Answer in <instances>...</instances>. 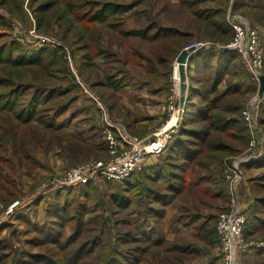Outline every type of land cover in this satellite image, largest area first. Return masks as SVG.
<instances>
[{"label": "rangeland", "instance_id": "374dc122", "mask_svg": "<svg viewBox=\"0 0 264 264\" xmlns=\"http://www.w3.org/2000/svg\"><path fill=\"white\" fill-rule=\"evenodd\" d=\"M233 16L258 35L259 78L229 47ZM263 76L264 0H0V264H228L232 208L255 228L229 264H264ZM107 122L166 146L128 181L66 184L124 155Z\"/></svg>", "mask_w": 264, "mask_h": 264}, {"label": "built area", "instance_id": "2783aa9c", "mask_svg": "<svg viewBox=\"0 0 264 264\" xmlns=\"http://www.w3.org/2000/svg\"><path fill=\"white\" fill-rule=\"evenodd\" d=\"M231 25L234 35L229 47L248 62L254 74L259 78L262 75L263 52L259 48L256 31L248 28L247 23L238 18V16L232 17ZM46 40V38L42 37L43 42ZM59 43H55V45L62 46ZM244 118L250 122L254 120L251 112L250 114L244 112ZM107 126L113 128V130L106 129L105 131V136L111 143V152L116 153L120 148L121 153L124 155H118L121 157L112 160L110 163L100 162L90 170H83L82 168L73 169L64 181L66 184L75 186L77 184L95 181L97 178L122 182L139 170L149 156L159 154L166 146V140H163L165 135L161 136V140L148 142L147 140L143 141L134 138L130 134L128 135L127 132L122 131L119 127L108 122ZM2 220L3 218L0 216V222ZM245 222V214L239 208H232L229 213H223L219 216L216 231L220 248L223 250V259L227 263L232 262L233 249L237 245H240V247L247 246V243H244Z\"/></svg>", "mask_w": 264, "mask_h": 264}, {"label": "trees", "instance_id": "16d2710c", "mask_svg": "<svg viewBox=\"0 0 264 264\" xmlns=\"http://www.w3.org/2000/svg\"><path fill=\"white\" fill-rule=\"evenodd\" d=\"M194 62H195V60L192 61V63H194ZM126 181H128V180H126ZM254 228H255L254 224L249 222V220L246 217V222L244 225L245 235L248 232L251 233L254 230ZM137 237H138L137 238L138 240H140L142 242L146 241V242H148V244H156L160 241H164L163 233L159 228H154V229L152 228V229H150V231H145L144 229L138 230ZM44 259H46V258H44Z\"/></svg>", "mask_w": 264, "mask_h": 264}, {"label": "water", "instance_id": "95a60500", "mask_svg": "<svg viewBox=\"0 0 264 264\" xmlns=\"http://www.w3.org/2000/svg\"><path fill=\"white\" fill-rule=\"evenodd\" d=\"M194 50V47H189L187 49H184L181 51V53L179 54L178 60L179 63H184L185 60L187 59L189 53H191ZM263 85H264V76L261 78ZM263 90H264V86H263Z\"/></svg>", "mask_w": 264, "mask_h": 264}, {"label": "bare ground", "instance_id": "6f19581e", "mask_svg": "<svg viewBox=\"0 0 264 264\" xmlns=\"http://www.w3.org/2000/svg\"><path fill=\"white\" fill-rule=\"evenodd\" d=\"M179 65H180V64H176V67H175V78H176L177 82L180 81V79H179V78H180V76H179V73H180L179 71H180V69H179V67H178ZM174 118H175V117H174ZM174 118H173V119H174ZM159 135H162V134H159Z\"/></svg>", "mask_w": 264, "mask_h": 264}, {"label": "crops", "instance_id": "0c3cea01", "mask_svg": "<svg viewBox=\"0 0 264 264\" xmlns=\"http://www.w3.org/2000/svg\"><path fill=\"white\" fill-rule=\"evenodd\" d=\"M149 157H152V156H149ZM149 157H148V158H149ZM149 159L151 160V158H149Z\"/></svg>", "mask_w": 264, "mask_h": 264}]
</instances>
